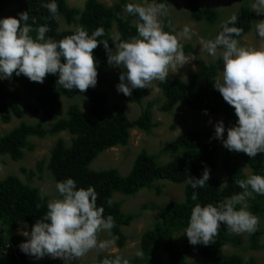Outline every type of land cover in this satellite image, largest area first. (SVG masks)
<instances>
[{"label": "trees", "instance_id": "trees-1", "mask_svg": "<svg viewBox=\"0 0 264 264\" xmlns=\"http://www.w3.org/2000/svg\"><path fill=\"white\" fill-rule=\"evenodd\" d=\"M48 2V0H43ZM128 0H116L110 5L98 0H85L81 10L70 8L66 0H57L59 5L58 18L51 19L46 8L41 7L42 0H0V18L16 17L18 13L28 11L31 18L36 19L38 27L47 24L50 31L46 36L59 41L74 34L79 26H84L89 34L99 27L105 30V36L98 39H109V47L114 48L110 37L112 29L114 35L128 40L137 35L134 18L123 11ZM163 2V0H158ZM190 9V16L195 21L205 20L212 24L218 13L210 6H203L200 0H186ZM12 6L9 12L7 9ZM238 16L235 27L243 30L242 35L249 32L255 21V12L250 5H242L234 13ZM63 19L67 25L76 28L59 31V20ZM232 26V25H229ZM33 35H35L33 33ZM241 35V36H242ZM240 38V37H238ZM189 50H191L188 47ZM96 59L98 77L97 85L106 82L107 76L103 67L107 63V54L103 45L93 50ZM217 67L214 64H202L197 70L190 72L184 80L178 78L159 82L163 103L159 107L163 112H170L174 106L181 103L191 110L205 115H220L223 119L235 124L237 117L234 109L228 105L221 94L214 88L217 77ZM58 77L52 74L46 76L44 82H31L23 75L0 80V121L8 124L12 119H21L23 115H41L53 120L46 128L43 121L33 124L20 122L8 133L0 136V156H8L12 161L22 159L24 152L32 151L34 145L29 138H44L67 132L71 135L67 144L58 138L52 146L49 158L38 161L37 171L48 169L53 176L54 183L72 178L78 187L94 186L98 195L97 204L103 206L104 215H112L115 227L111 230V237L115 239L118 249H123L127 241L122 228L129 226L138 217L137 214H125L119 203L112 201L115 193L123 196H135L139 191L152 189L158 181L184 185L182 200L170 201L158 208L162 218L160 223L154 224L146 230L140 240L142 257L129 259L130 264H257L253 257L243 259L239 254H225L221 250L229 246L240 248L244 240L239 234L232 233L226 225H221L218 235L209 245H191L185 235L191 209L196 203L218 204L226 197L239 193L237 181L249 175H264V154L249 158L242 152L226 151L221 159V171L227 186L221 188V180L215 176L217 170V141L212 130H187L177 134L172 140L162 145L155 154L142 149L134 158L126 176L120 175L117 169L108 168L92 170L89 165L102 152L127 145L130 132L140 130L147 135L152 134L156 123L152 121V106L150 102L141 109L140 115L131 120L126 114L124 102L141 104L150 95V89H135L131 96L122 94L123 101L107 106L106 94L98 89L87 92V110H81L77 105H69L64 116H59L62 96L73 98L80 93L78 89L68 91L57 84ZM162 155L169 159L160 162ZM244 163L250 170L246 175L241 170ZM211 170V177L204 188L192 189L186 178H201L204 166ZM22 173L26 169L21 168ZM33 176L34 171H28ZM159 191V190H158ZM193 191L198 193V199L193 201ZM248 200L249 211L256 216L264 215V196L253 194ZM33 187L24 184L17 176L8 175L0 180V257L4 264H30L31 256L21 252L19 245L24 241L17 229L20 222H24L31 229L36 220L47 212V200ZM111 201V204H108ZM261 231L249 235V248L260 249L259 238ZM116 255L98 254L95 264H101L105 257ZM194 257L193 261L189 258ZM42 264H64V262L45 261ZM66 264H83L79 261Z\"/></svg>", "mask_w": 264, "mask_h": 264}, {"label": "clouds", "instance_id": "clouds-1", "mask_svg": "<svg viewBox=\"0 0 264 264\" xmlns=\"http://www.w3.org/2000/svg\"><path fill=\"white\" fill-rule=\"evenodd\" d=\"M166 4V0H128L123 11L134 18L137 35L128 40L118 33L111 36L114 48L109 47V39H98L105 36L103 27L89 34L84 26H79L74 34L57 41L46 36L50 31L47 24L33 27L37 23L35 18L29 23L28 11L18 13V18H0V80L23 75L31 82L42 84L52 74L58 77L57 84L63 89L86 92L97 85L93 50L103 45L109 66L122 70L116 85L118 93L131 96L135 89H150L153 81L166 82L171 68L177 65L181 68L190 61L182 41L191 39L187 26L177 32L169 22L170 30L165 31ZM250 5L257 15L264 14V0H250ZM41 7L47 9L51 19L58 18L57 0L46 3L42 0ZM237 21L238 16L231 15L215 38L203 44L209 56L217 57L218 51L221 53L218 60L224 63L222 80L213 84L237 117L235 124L227 129L223 121H217L214 138L222 141V146L230 152L255 158L264 154V47L243 46L238 39L243 36V30L235 27ZM255 32L264 41V20L255 23ZM210 177L211 170L205 165L201 178L189 177L186 182L195 190L204 188ZM227 184L225 178L220 187ZM237 184L242 191L218 204L194 205L184 230L191 245L211 244L221 225L236 234L257 231L260 218L249 211L248 200L254 198L253 194L264 196V175H249ZM55 189L58 197L49 200L46 214L36 220L30 232L21 233L26 237V242L19 245L21 252L37 260L51 257L66 264L91 250L115 246V239H100L101 233H111L115 219L112 215L105 216L104 207L98 206L99 194L94 186L78 187L74 179L67 178L57 182ZM191 199H198L196 191ZM135 255L142 257L143 252L137 250ZM101 264H130V260L116 255L105 257Z\"/></svg>", "mask_w": 264, "mask_h": 264}, {"label": "rangeland", "instance_id": "rangeland-1", "mask_svg": "<svg viewBox=\"0 0 264 264\" xmlns=\"http://www.w3.org/2000/svg\"><path fill=\"white\" fill-rule=\"evenodd\" d=\"M85 0H66L67 5L70 8L81 10ZM99 2L107 5L112 4L116 0H98ZM203 6H210L218 13L216 21L212 24L203 21H195L190 16V9L186 3V0H166V7L168 9V15L164 18L165 31H169L168 24L171 23V28L177 32H181L185 26L189 27L191 39L183 40V51L186 56H189L190 61L180 68L177 65L175 68L170 69L167 79L178 78L184 80L187 75L197 70L202 64H214L217 67L216 80H222V71L224 68L223 60H218L221 53L218 51L217 57H212L207 54L203 49V44L208 39H214L215 36L221 31V25L228 20V18L236 13L240 7L244 5H250V0H200ZM251 6V5H250ZM10 6L7 11L12 10ZM255 21L251 25L249 32L244 34L241 38H238L243 46L260 48L264 47V41H262L255 32V23L264 20V14H255ZM8 17V15H7ZM74 29L75 25H67L63 19L59 20V31L66 29ZM111 35H114V29L111 31ZM188 47L191 49L189 50ZM121 69L111 67L108 63L103 67V72L107 76L106 82L101 85H96L95 88L103 91L106 94L107 106H111L114 103H120L123 101L122 93H118L116 85L120 82L119 75ZM159 81H153L150 87V95L145 98L141 104H135L130 102H124L126 108V114L129 119L133 120L140 115L141 109L146 107L148 103L152 102V121L156 123V126L152 130V134L147 135L144 132L133 129L130 132V137L127 145L121 147L110 148L101 154H99L94 161L89 165V168L95 171L114 168L117 169L120 175L126 176L131 168L132 162L135 156L145 149L148 153L155 154L159 148L172 140L177 134L187 130H212L214 132V125L217 121H223L226 129L231 127L230 121L225 120L220 115H202L197 111L191 110L187 106L178 103L170 112H163L160 110V106L164 101L161 90L158 87ZM79 93L73 98L61 97V109L59 116H64V113L69 105L75 104L81 110H87V92ZM42 120L44 127H48L53 120L43 118L40 114L33 116L25 114L21 119H12L10 123L3 124L0 121V136L8 133L14 126L20 122L27 124H33ZM211 121V123H210ZM71 135L67 132H61L57 135L47 136L41 139L29 138V141L34 145L32 151H25L21 160L12 161L8 156H0V180L8 175L17 176L24 184L30 187L36 188L47 200L57 198L58 193L55 189V183L52 174L45 166L42 171L36 170L35 165L38 161H46L49 158V153L58 138H62L67 144L70 143ZM227 133L225 132V139ZM217 170L215 176H217L221 182L224 177L221 171V159L227 149L222 146V141L217 140ZM169 159L167 155H162L159 159L160 162H165ZM21 168L26 169V173L20 171ZM34 171L33 176H30L28 171ZM241 170L244 174L249 175L250 170L248 167L241 163ZM159 190V191H158ZM184 196V185H178L170 183L168 181H158L154 184L152 189H144L139 191L135 196H123L119 193H115L112 197V201L117 202L121 206V211L125 214L134 213L138 217L129 226L123 227L122 231L127 237V241L123 249H118L115 245L111 249L99 250L94 249L87 253L84 257L76 259L83 264H95V260L98 254L104 255H121L128 259L133 258L137 250H140V240L142 234L153 227L154 224L160 223L161 214L158 208L170 201L182 200ZM260 223L257 230L261 231L259 238L260 249L252 250L249 248V235L248 233L239 234L244 243L240 248H231L229 246L224 247L221 252L225 254L236 253L243 259L249 257L255 258L257 264H264V215L258 216ZM25 223L20 222L17 232L24 242L26 237L21 233L24 231H31L29 227L25 228ZM100 239H113L108 232L100 234ZM195 258L190 257L189 260L193 261ZM45 261L56 262L60 259H52L51 257H44L37 260L35 257L30 258V264H42ZM0 264H4L0 257Z\"/></svg>", "mask_w": 264, "mask_h": 264}]
</instances>
